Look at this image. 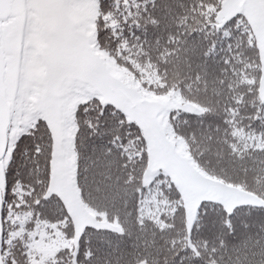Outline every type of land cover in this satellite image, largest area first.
Instances as JSON below:
<instances>
[{"label":"snow or ice","instance_id":"snow-or-ice-1","mask_svg":"<svg viewBox=\"0 0 264 264\" xmlns=\"http://www.w3.org/2000/svg\"><path fill=\"white\" fill-rule=\"evenodd\" d=\"M0 264H264V0H0Z\"/></svg>","mask_w":264,"mask_h":264}]
</instances>
